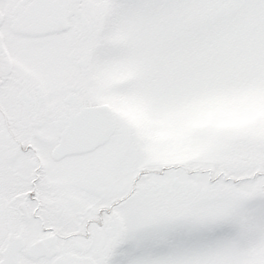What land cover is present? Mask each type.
I'll return each mask as SVG.
<instances>
[{"label":"snow or ice","instance_id":"1","mask_svg":"<svg viewBox=\"0 0 264 264\" xmlns=\"http://www.w3.org/2000/svg\"><path fill=\"white\" fill-rule=\"evenodd\" d=\"M0 264H264V0H0Z\"/></svg>","mask_w":264,"mask_h":264}]
</instances>
